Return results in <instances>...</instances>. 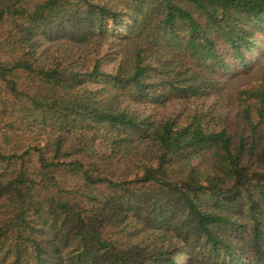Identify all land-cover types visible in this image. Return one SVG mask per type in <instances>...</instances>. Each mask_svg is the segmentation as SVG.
<instances>
[{"label":"trees","instance_id":"trees-1","mask_svg":"<svg viewBox=\"0 0 264 264\" xmlns=\"http://www.w3.org/2000/svg\"><path fill=\"white\" fill-rule=\"evenodd\" d=\"M263 55L264 0H0V264H264Z\"/></svg>","mask_w":264,"mask_h":264},{"label":"rangeland","instance_id":"rangeland-1","mask_svg":"<svg viewBox=\"0 0 264 264\" xmlns=\"http://www.w3.org/2000/svg\"><path fill=\"white\" fill-rule=\"evenodd\" d=\"M262 59H264V55L262 56ZM172 107H173V105H170V106H169V108H172Z\"/></svg>","mask_w":264,"mask_h":264}]
</instances>
